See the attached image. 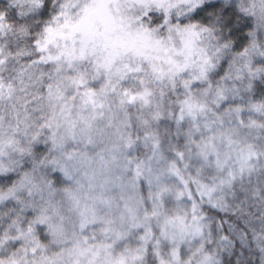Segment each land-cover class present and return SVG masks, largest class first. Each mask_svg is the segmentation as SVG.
<instances>
[{
  "label": "snow or ice",
  "instance_id": "obj_1",
  "mask_svg": "<svg viewBox=\"0 0 264 264\" xmlns=\"http://www.w3.org/2000/svg\"><path fill=\"white\" fill-rule=\"evenodd\" d=\"M0 264H264V0H0Z\"/></svg>",
  "mask_w": 264,
  "mask_h": 264
},
{
  "label": "rangeland",
  "instance_id": "obj_2",
  "mask_svg": "<svg viewBox=\"0 0 264 264\" xmlns=\"http://www.w3.org/2000/svg\"><path fill=\"white\" fill-rule=\"evenodd\" d=\"M193 175H195V173L193 172ZM191 188H194L195 186L194 185H190Z\"/></svg>",
  "mask_w": 264,
  "mask_h": 264
}]
</instances>
